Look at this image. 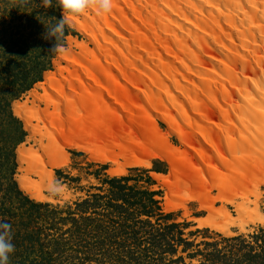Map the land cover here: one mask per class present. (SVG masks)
Instances as JSON below:
<instances>
[{
  "label": "bare ground",
  "instance_id": "1",
  "mask_svg": "<svg viewBox=\"0 0 264 264\" xmlns=\"http://www.w3.org/2000/svg\"><path fill=\"white\" fill-rule=\"evenodd\" d=\"M82 16V20L73 17L72 25L86 34L95 49L89 50L84 43L75 41L79 56L73 52L65 56L73 70L66 65L59 70L61 78L50 74L49 85L41 87L44 94L36 95L31 106L27 100L14 103L15 112L31 137L36 141L35 136L40 135L37 148L22 144L17 149L20 189L29 198L45 200L43 189L53 188V171L48 167L64 164L65 146H75L103 162L117 163L121 158L124 162L112 168L114 174H121L124 166H148L150 157L158 155L169 161L173 176L164 178L168 187L166 209L185 207L187 199H195L207 212L206 217L197 219L198 226L223 233L230 226L243 229L248 220H262L256 200L250 206L248 196L260 195L250 185L264 182V81H254L249 72L261 71L264 76V0H114L111 12L97 15L90 10ZM208 38L226 50L221 55L207 53L213 54V61H209L218 64L216 69L206 67L196 55V50L206 52L210 48ZM224 56L230 57L229 62ZM156 58L159 68L154 65L152 69ZM174 60L175 64L183 63L187 70L185 74L177 72L181 79L169 73ZM139 63L149 67L150 73L163 69L170 81L165 80L163 85L167 91L173 89L180 95L172 92L156 97L154 88H150L152 93L144 92L145 105L136 109L131 97L120 96L123 94L117 86L121 78L132 84V73H141ZM234 64L241 72L236 71ZM249 80L256 94L245 91ZM150 81L154 84L152 78ZM234 93L243 102L244 109L239 106V112L233 103ZM37 102H44L45 108L40 109ZM206 108L216 110L221 122L229 126L220 131L230 154L221 151L214 141L222 138ZM155 110H159L186 149L196 153V162H191L190 151L176 154L165 136H158L155 128L148 130L152 126L148 120ZM180 118L186 131L178 127ZM188 131L195 136V142ZM208 150L213 154H207ZM211 156L223 172L211 163ZM213 187L218 189L217 197L209 194ZM217 200L221 204L216 207ZM225 204L234 206L236 216Z\"/></svg>",
  "mask_w": 264,
  "mask_h": 264
},
{
  "label": "rangeland",
  "instance_id": "2",
  "mask_svg": "<svg viewBox=\"0 0 264 264\" xmlns=\"http://www.w3.org/2000/svg\"><path fill=\"white\" fill-rule=\"evenodd\" d=\"M92 13L90 12L91 15ZM54 17L56 19L61 17L60 9L45 8L42 0H0V221H6L12 226V242L15 245V251L10 254L9 264H225L228 259L243 260V253L248 251L244 245L247 242L255 250H260L259 236L263 232L261 229L264 230V217L262 220L255 219L254 221L247 219L251 223L246 222L243 229L230 226L224 234L208 226H198L197 219L206 217L207 212L195 199H187L185 207L177 206L171 207L173 209H166L165 198L168 195V187L165 186L167 183L164 178L171 179L173 176L170 175L169 161L158 155L150 157L148 166H124L121 174H114L112 171L117 163L123 164L124 162L121 158H118L117 163L110 160L103 162L93 159L88 152L75 146H65L67 159L64 164L60 167H48L53 171V188L43 189L45 200L37 201L29 198L20 189L17 177L21 171H19L17 149L22 144L37 148L39 146L37 139L40 135L35 136L36 141L31 137L29 131L25 129L24 121L16 114L14 103H23L27 100V105L31 106V101L35 100L36 95L44 94L45 90L42 88L49 85L50 74L53 73L61 78L58 75L59 70L61 71L60 68L66 65L73 70V65L65 59V56L59 58L48 53L53 41H46L42 38L45 26L50 22L55 23ZM77 17L79 20L83 18V16ZM206 21L205 18L203 23ZM68 30L73 32L66 33L71 52L77 55L80 53L75 41L84 43L89 50L95 49V44L86 34L74 27ZM204 36L207 37L202 34V37ZM206 40L209 41L210 48H207L206 52L195 49L196 55L204 60L206 67L216 69L218 64L210 62L213 61L210 58L211 55H221L226 50L222 49L213 39ZM209 51L213 53L210 56L207 55ZM147 54L145 53V57L149 58ZM222 58L229 62L230 57ZM101 61L106 63L104 58H101ZM153 62L152 69L154 65L158 67V58ZM171 62L173 64L169 70H172L169 72L171 75H176L179 70L181 74L187 72L183 63L175 64V60ZM139 67L141 73L138 72L137 76H133L132 73V84L128 85V82L122 78L120 79L122 86L116 83L120 94H123L120 96L122 98L126 96V99L131 97L136 109H139L137 108L139 105H145L143 103L144 92L150 93V88H154L156 97H164V94L170 95L172 92L180 95L173 89L172 92L167 91L163 85L165 80L166 83H170L163 69L150 73L149 67L145 64L139 63ZM234 67L237 72H241L240 67L235 64ZM164 70L168 71L167 68ZM249 74L252 75L251 79L254 81H264L261 71L249 72ZM35 78L37 80L32 81ZM151 78L154 84L150 81ZM178 78L181 79L180 76ZM250 80L245 91L256 94L255 86ZM134 83L139 87L138 90L134 88ZM130 89L131 92H128ZM233 100L237 111H241L240 107H243L241 104L243 102L237 93L233 94ZM44 105V102H40V109L45 108ZM160 106L163 105L160 104ZM51 109L52 107L49 106L48 110ZM206 109L212 120L218 124L214 128L222 138L214 141L221 151L230 154L224 142L226 139L221 133L229 129V126L226 127L221 122L216 110ZM151 115L148 121L152 126H148V130L150 128L152 131V128H155L158 136H165L168 144L176 149V154H187L190 150L186 149L180 137L162 119L159 110ZM178 122L182 127L178 126L179 129L186 131L187 128L181 118ZM33 123L37 124V121L33 120ZM39 124L43 123L39 122ZM222 126L225 127L222 128ZM120 129L121 127H118L117 130L120 131ZM124 129L130 130L128 126H124ZM42 131L46 133L47 130L42 129ZM130 131L134 132L132 129ZM146 134L149 135V132ZM188 135L193 140L196 139L189 131ZM45 139L44 142H46ZM190 152L191 162H196V153ZM11 154L16 164L12 180L23 195L39 205L38 208L24 202L19 194L10 189ZM207 154L213 153L208 150ZM211 157V163L221 171L222 167L214 161L213 156ZM121 176H129L128 184L135 186L134 191L131 192L133 194L129 196L130 203L123 204L121 199H118L116 203V198L112 195L113 191L109 189V184L105 183L109 178ZM250 187L255 188L256 193L260 194L256 198L254 193L248 196V199H251L250 206H253L256 200L258 210L264 216V182L257 186L250 185ZM139 190H144V194L139 193ZM218 193L217 188H209V194L213 197H217ZM93 194L99 195L93 197ZM147 197L158 200L161 216L157 214V210L151 214L152 216L143 213V208L140 206L141 199H144L147 204L149 203ZM87 198L89 202H83ZM237 201H240V198H237ZM131 202H133L132 205ZM220 204L218 200L214 203L216 207ZM225 205L232 215L236 216L234 206ZM169 224H174V226L166 228L165 225ZM235 236H240V240H236L237 245H234L236 250H232L234 241L228 242L223 238ZM215 248H220L222 253L217 254ZM210 251L212 253L209 256ZM245 262L243 260L244 264Z\"/></svg>",
  "mask_w": 264,
  "mask_h": 264
},
{
  "label": "clouds",
  "instance_id": "3",
  "mask_svg": "<svg viewBox=\"0 0 264 264\" xmlns=\"http://www.w3.org/2000/svg\"><path fill=\"white\" fill-rule=\"evenodd\" d=\"M45 8H59L61 17L55 23L45 26L42 38L53 41L48 53L63 58L71 53V46L66 40V31L72 29V18L82 16L85 12L94 10L97 15L112 11L114 0H42ZM12 226L6 221H0V264H9L10 254L14 253L12 242Z\"/></svg>",
  "mask_w": 264,
  "mask_h": 264
},
{
  "label": "trees",
  "instance_id": "4",
  "mask_svg": "<svg viewBox=\"0 0 264 264\" xmlns=\"http://www.w3.org/2000/svg\"><path fill=\"white\" fill-rule=\"evenodd\" d=\"M68 32L73 33L71 30L66 31V33H68ZM34 80H37V78L33 79L32 81H34ZM11 157H12V166H11L10 174H9L10 179H11L10 180L11 183L9 184L10 189L14 190L17 194H19L24 202L29 203L30 205L38 208L39 205L35 202H32V200H30L27 196L23 195L22 192L17 188L16 183L12 180V174L14 173V166H16V164L14 161L13 154H11ZM154 170H156V169L154 168ZM129 180H130L129 176H121V177H112V178H109L108 180L105 181V183L109 184V189L112 190L113 193L115 194V195L114 194H112V195L116 198V201H117L116 203H118V199H121L123 204L124 203H130L131 200H129L130 199L129 196H131L133 194L131 192L134 191L135 186L129 185L128 184ZM139 193L144 194V190L143 191L139 190ZM153 194H154V192H153ZM98 195L93 194V197H96ZM146 199H148V201H149V203H147V204L144 202V199H141L140 206L143 208L142 209L144 211L143 213H145L146 215H151L154 211L157 210L158 211L157 214L159 216H161V213L159 212L160 209L158 207V200H155V199L150 198V197H147ZM83 202L88 203L89 202L88 198L83 200ZM132 204H133V202H131V205ZM172 226H174V224L165 225L166 228H171ZM261 231H263V232L259 236V240H260L259 248H260V250H258V251L255 250L249 242L244 244L245 247L248 248L247 249L248 251L243 253V256H242V258H244L243 260L246 261L245 264H264V230L261 229ZM223 240L228 241V242L234 241L232 243V250H236L234 248V245L235 246L237 245L236 240H240V236H235V237H231V238H223ZM239 248H240V246H239ZM215 251L217 252V254L222 253L220 248H215ZM211 253H212L211 251L208 252V255L210 256ZM243 260H241L239 258L228 259V260H226L227 262L225 264H244Z\"/></svg>",
  "mask_w": 264,
  "mask_h": 264
}]
</instances>
